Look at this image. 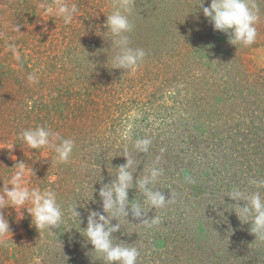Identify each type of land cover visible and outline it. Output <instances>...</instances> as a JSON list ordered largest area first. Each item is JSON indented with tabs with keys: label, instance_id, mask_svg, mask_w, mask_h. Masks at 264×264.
I'll return each mask as SVG.
<instances>
[{
	"label": "rangeland",
	"instance_id": "rangeland-1",
	"mask_svg": "<svg viewBox=\"0 0 264 264\" xmlns=\"http://www.w3.org/2000/svg\"><path fill=\"white\" fill-rule=\"evenodd\" d=\"M53 2L0 0V195L23 162L25 186L55 192L63 219L37 229L30 202L20 210L6 201L0 264H104L83 228L89 209L102 211L98 190L124 155L134 179L161 170L150 187L168 200L148 212L160 220L150 228L119 218L114 243L137 248V264H264V234L251 233L226 196L264 180V0H252L259 21L249 47L214 30L199 0H135L126 35L146 56L134 74L111 68L116 49L104 25L114 0H60L77 6L68 24L40 7ZM36 126L74 141L67 163L28 148L19 134ZM128 197L149 209L135 187Z\"/></svg>",
	"mask_w": 264,
	"mask_h": 264
},
{
	"label": "clouds",
	"instance_id": "clouds-1",
	"mask_svg": "<svg viewBox=\"0 0 264 264\" xmlns=\"http://www.w3.org/2000/svg\"><path fill=\"white\" fill-rule=\"evenodd\" d=\"M135 0H114L113 11L107 15L105 33L110 34L111 46H115V54L112 57V67L123 69L134 74L140 63L144 60L146 52L142 48L130 46L127 33H130L134 25L130 21ZM202 8L203 15L209 19L213 29L228 35V42L234 46L243 45L249 47L257 40V23L259 21L258 9L252 0H211L205 6V0L197 3ZM45 14L49 16L62 17L65 24L71 23L73 15L78 11L77 6L61 3L54 0L51 4H41ZM31 107V101L28 102ZM127 136V133H125ZM19 137L29 149L40 150L49 148L56 154L55 160L59 163H67L73 152L74 141L72 139H62L59 133L53 132L45 126H36L23 130ZM59 140L60 143H56ZM149 140H138L135 147L141 151L148 150ZM14 143L7 147L9 158L15 160L11 154ZM41 155V153H40ZM126 162L117 167L118 172L115 179L103 184L99 190L102 211L89 209L87 216V226L83 235L93 246V250L101 255L104 264H137L139 251L135 247L114 243L117 239L113 233L121 229L120 217L127 218L129 214L134 219H140L147 227L159 224V217L147 218L151 209L163 207L168 200L163 192L153 190L150 185L154 184L161 170L152 168L148 174L134 179L133 160L129 155H124ZM17 171L11 177L10 185L3 187V195H0V208H4L5 202L16 209H24L26 202H30L32 207L26 208L32 216V222L37 229L57 228L62 223L63 212L57 202L55 192L51 190L41 191L39 188L29 189L25 186L26 174L28 171L23 162L17 163ZM56 177L52 176L51 181ZM258 190L246 192L240 189H233L226 194L232 201L236 202L234 209L236 215L242 223L251 222L250 231L255 236L264 234V197L259 189L264 188V180H250ZM138 189L145 197V203L150 207L145 209L140 202L133 203L129 200L128 192L132 188ZM93 198V193L92 197ZM243 201V204L239 203ZM95 202V201H93ZM77 205L71 208V213L79 219L81 223V213L76 210ZM117 223H112L113 220ZM10 231L8 220L0 214V235Z\"/></svg>",
	"mask_w": 264,
	"mask_h": 264
}]
</instances>
